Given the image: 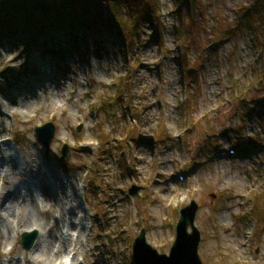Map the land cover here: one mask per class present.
I'll list each match as a JSON object with an SVG mask.
<instances>
[{"label": "rangeland", "instance_id": "374dc122", "mask_svg": "<svg viewBox=\"0 0 264 264\" xmlns=\"http://www.w3.org/2000/svg\"><path fill=\"white\" fill-rule=\"evenodd\" d=\"M192 1L156 0L131 44L0 41V264H134L141 230L167 256L191 201L201 264H264L262 60L258 31L237 26L250 0ZM24 78L47 83L19 93Z\"/></svg>", "mask_w": 264, "mask_h": 264}, {"label": "trees", "instance_id": "16d2710c", "mask_svg": "<svg viewBox=\"0 0 264 264\" xmlns=\"http://www.w3.org/2000/svg\"><path fill=\"white\" fill-rule=\"evenodd\" d=\"M178 1L188 12L192 11V0ZM124 8L129 18L124 17ZM157 10L156 0H0V41L9 46L23 42L35 45L48 37L47 43L62 44L63 41L65 46L77 48V42L84 37L98 39L106 35L131 44L144 26L158 24L160 16ZM237 26L238 30L246 29V32L258 31L256 40L262 70L253 82V88L263 94L264 31L261 30L264 29V0H250L238 18ZM229 32L230 29H226L225 33ZM259 32H262L261 36ZM56 35L63 40L54 39ZM52 53L60 55L54 50ZM252 104L258 106L256 109L260 113L257 116L264 119V95L256 101L254 99Z\"/></svg>", "mask_w": 264, "mask_h": 264}, {"label": "water", "instance_id": "95a60500", "mask_svg": "<svg viewBox=\"0 0 264 264\" xmlns=\"http://www.w3.org/2000/svg\"><path fill=\"white\" fill-rule=\"evenodd\" d=\"M77 131H79V128ZM33 132L36 143L47 150L54 136L52 123L35 128ZM67 150V146L62 147L60 151L61 159L65 158ZM128 193L135 195L136 189L133 188ZM196 211L197 205L193 201L180 210L175 228V239L167 256L158 254L155 249L150 247L145 242L144 231L141 230L131 246L134 264H201L197 254L199 233L194 227ZM188 229L190 232H188ZM37 239L38 233L36 231L24 232L20 235V245L24 250H30Z\"/></svg>", "mask_w": 264, "mask_h": 264}, {"label": "bare ground", "instance_id": "6f19581e", "mask_svg": "<svg viewBox=\"0 0 264 264\" xmlns=\"http://www.w3.org/2000/svg\"><path fill=\"white\" fill-rule=\"evenodd\" d=\"M43 64H45V63H43ZM34 81H37V85L38 86H41V85H44V84H46L47 82L46 81H43L42 79H36V80H34ZM36 84H34V83H32V81L31 82H28V79L27 78H24L23 79V84L21 85V86H19L17 89H19V93L20 92H25V93H27V92H29V90H32V88H34V87H36L37 86ZM31 88V89H30ZM139 152V151H138ZM140 153V152H139ZM141 157L139 158L140 160H143L144 159V155L142 156V155H140ZM33 163H34V160H33ZM40 171L38 170V173H39ZM38 177V176H37ZM49 183H48V182ZM61 181H63V178L61 179ZM39 182H41V184H40V186H41V188H44V187H49L50 186V184H52V185H54L53 184V181L51 180V178H49L48 180H46V177H45V173L44 172H42L41 173V175H40V177H39ZM62 183H60L59 184V186H61L62 187ZM50 190V189H49ZM48 190V191H49ZM53 193H49V195H52ZM47 196H48V194H47ZM31 225H33L32 223H31ZM93 252H94V256H95V252L97 251L96 250V248L94 247V249L92 250ZM92 251H90V252H92ZM57 255L58 254H61L60 252H57L56 253ZM57 255H53V256H50V260L51 261H56V260H59V257L57 256ZM67 263V260L64 262V264H66Z\"/></svg>", "mask_w": 264, "mask_h": 264}]
</instances>
